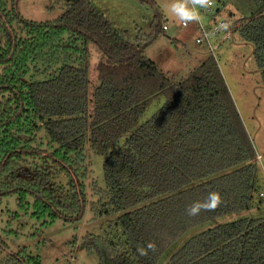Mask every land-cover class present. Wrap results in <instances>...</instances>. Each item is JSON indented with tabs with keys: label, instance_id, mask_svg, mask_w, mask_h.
Returning a JSON list of instances; mask_svg holds the SVG:
<instances>
[{
	"label": "trees",
	"instance_id": "16d2710c",
	"mask_svg": "<svg viewBox=\"0 0 264 264\" xmlns=\"http://www.w3.org/2000/svg\"><path fill=\"white\" fill-rule=\"evenodd\" d=\"M253 1L254 13L231 26L252 43L264 83V0ZM8 2L0 0V264H41L30 244L12 247L2 234L33 239L57 221H82L87 204L88 222L111 215L104 234L84 235L98 264H264V215H241L264 210L254 194L263 191L258 154L216 59L175 80L143 51L161 14L132 39L92 0H63L49 21L27 20ZM88 146L107 154L102 187L88 181ZM212 191L223 200L215 212L188 216ZM16 219L31 221L28 232L11 227ZM149 242L155 251L141 255Z\"/></svg>",
	"mask_w": 264,
	"mask_h": 264
},
{
	"label": "rangeland",
	"instance_id": "374dc122",
	"mask_svg": "<svg viewBox=\"0 0 264 264\" xmlns=\"http://www.w3.org/2000/svg\"><path fill=\"white\" fill-rule=\"evenodd\" d=\"M8 1L9 4L10 0ZM92 2L101 11L103 10L109 19L114 20L118 28L127 30L132 39L151 32V22L156 11H159L162 16L161 24L166 20L169 29L161 30L149 44L143 47V51L162 71L167 72L174 79L185 76L211 54L218 63L256 152L264 153V83L253 55L252 43L243 40L234 30H231L228 38H223V33L212 37L213 48L208 47L205 41L196 42V37L201 35V31L196 28V24H191L187 28L177 26L167 11L171 0H92ZM62 3L63 0H17L20 14L32 21L55 19L63 10ZM216 7L220 14L217 18L232 22L237 18L250 17L258 4L253 0H216L214 9ZM205 12L201 11L202 21L207 23ZM190 28L193 32L189 30ZM173 34L176 35V39L171 42L170 37L172 38ZM91 52L94 60L98 54L95 47L92 46ZM90 82L96 83L93 66L90 68ZM160 103L161 100H157L150 105L146 110V117H149ZM122 141V138L118 140L111 150L118 147ZM85 153L91 169L88 181L94 179L100 187L104 186L103 161L107 154L97 153L89 146ZM258 155L255 158L258 163L255 185L264 191V154ZM87 194L90 199L91 187ZM254 194L255 197H259L258 191L256 193L254 191ZM13 202L15 203L14 200ZM5 203L10 205L6 201ZM262 205L260 207L264 209ZM2 206L3 204L0 205ZM7 213V211L3 213V219L7 218ZM263 213L264 210L258 211L253 208L241 212V215L255 217L263 216ZM90 215V207L87 204L83 220L75 224L65 225L57 221L48 227L45 233L33 239L22 237L18 240L14 234L2 235L12 247L19 244H30L29 251L39 258L41 264H67L68 262L98 264V256L95 253H89L84 246V235L87 233L104 234L107 230L104 220L111 215L101 218V222L97 220L88 222ZM18 221L20 220H14L10 226L17 229L20 234L21 231L28 232L31 221L28 220L29 224L25 223L26 221L19 223ZM0 224L5 225L4 220Z\"/></svg>",
	"mask_w": 264,
	"mask_h": 264
},
{
	"label": "clouds",
	"instance_id": "9594fccd",
	"mask_svg": "<svg viewBox=\"0 0 264 264\" xmlns=\"http://www.w3.org/2000/svg\"><path fill=\"white\" fill-rule=\"evenodd\" d=\"M216 0H171L168 5V13L181 27L187 28L191 24L201 23V11H208L214 9ZM232 22L222 20L214 32L207 35L214 37L216 32L228 34L231 29ZM223 203L222 197L219 192H209L206 198L200 201H195L186 207L187 215L190 217L198 216L201 211L215 212V210ZM147 250L155 251V244L149 242L147 249L138 248L141 255H147Z\"/></svg>",
	"mask_w": 264,
	"mask_h": 264
},
{
	"label": "built area",
	"instance_id": "2783aa9c",
	"mask_svg": "<svg viewBox=\"0 0 264 264\" xmlns=\"http://www.w3.org/2000/svg\"><path fill=\"white\" fill-rule=\"evenodd\" d=\"M207 12V11H206ZM225 20L224 18H213L209 16V21L207 23L201 21V23H196L198 30L201 31V35L196 37V42H206L208 44V47L213 48L212 44V36L207 35L208 33H212L215 31V29L218 27V24ZM179 26V25H178ZM181 27V26H180ZM168 28V24L166 23V20H164L161 24V30L166 31ZM232 28L230 29L228 34L223 33V38H228L231 33ZM222 32H216L215 36L219 35ZM260 195H264V192L261 191Z\"/></svg>",
	"mask_w": 264,
	"mask_h": 264
},
{
	"label": "crops",
	"instance_id": "0c3cea01",
	"mask_svg": "<svg viewBox=\"0 0 264 264\" xmlns=\"http://www.w3.org/2000/svg\"><path fill=\"white\" fill-rule=\"evenodd\" d=\"M100 9V8H99ZM101 10V9H100ZM218 11H219V9L216 7V9H214V10H212V9H210V10H208L207 12H205V17H206V21L208 22L209 21V16L210 17H213V18H215V17H217V15H220L219 13H218ZM102 12L104 13V11L102 10ZM161 14L159 11H156V13L155 14ZM106 17H107V15H105ZM113 23H114V25L118 28V26H117V24H116V22L114 21V20H112V19H110ZM197 25V24H196ZM195 25V26H196ZM178 26V25H177ZM197 28V27H196ZM120 29V28H119ZM169 29V26H168V28H167V30ZM122 30H124V29H122ZM166 30V31H167ZM190 31H192V29L190 28L189 29ZM233 31V30H232ZM193 32V31H192ZM174 35V34H173ZM176 35H174L172 38L170 37V40H171V42H174L175 41V39H176V37H175ZM204 60V59H203ZM160 68V67H159ZM167 73V72H166ZM168 74V73H167ZM173 78V77H172ZM174 79V78H173ZM175 80H177V79H175ZM258 154H260V155H263L264 153H259V152H257ZM259 156V155H258ZM259 197H261L262 198V202L264 203V196L262 195H260V192H259Z\"/></svg>",
	"mask_w": 264,
	"mask_h": 264
}]
</instances>
